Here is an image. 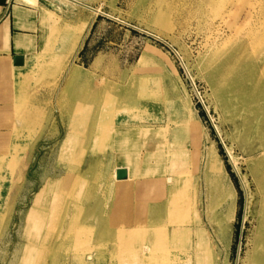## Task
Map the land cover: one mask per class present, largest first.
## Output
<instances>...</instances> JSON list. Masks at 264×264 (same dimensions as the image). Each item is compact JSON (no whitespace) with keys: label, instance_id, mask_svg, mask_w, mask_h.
I'll use <instances>...</instances> for the list:
<instances>
[{"label":"rangeland","instance_id":"rangeland-1","mask_svg":"<svg viewBox=\"0 0 264 264\" xmlns=\"http://www.w3.org/2000/svg\"><path fill=\"white\" fill-rule=\"evenodd\" d=\"M81 1L101 11L97 13L66 0H10L39 12L37 30L42 40L48 41V33L53 28L54 41L52 52L43 65L35 71L30 70L26 79L18 84L17 98L26 101L24 94L29 93L30 101L27 102H31L29 105L34 110L15 115L17 118L29 116L27 123L17 118L11 121H16V125L28 135L22 137L24 151L13 155L9 163L13 168H8L3 177L0 260L4 263L16 246L27 242L23 232L33 200L50 180L48 176L62 168L61 143L69 121L60 120L66 116V111L63 104L65 93L61 94L59 87L72 64L89 74L88 81L80 86L84 91L91 84L103 87L101 93L107 102L122 108L118 118L130 117L133 125L161 127L165 137L170 134L171 139L174 137L180 142L176 144V153L165 150V159L169 161L171 156L175 159L173 162L180 161L179 167L183 171L189 169L192 192L188 203L192 207L193 235L197 241L194 252L199 251L196 263L245 264L254 249L260 227V194L254 171L263 154L256 139L243 140L244 129L238 123L241 119L232 117L224 109L208 75L200 67L206 43L197 20L187 21L184 13H175L171 18V29H159L152 22L149 11L153 5L155 7L153 0ZM249 1L240 0L228 6L233 14H240V24L249 17ZM47 15H52L51 21L44 25L43 18ZM43 42L40 53L43 52ZM80 89L71 91V97ZM128 101L136 102L132 105ZM138 107L139 111L136 110ZM187 124L196 131L197 139L186 134ZM110 153L106 150L98 156L109 154L107 159H111ZM231 154L237 159V168L231 161ZM210 157L225 165L228 180L237 193L235 212L228 220L230 229L224 233L220 231L218 219L224 204L217 197L207 171ZM255 158L257 161L252 164ZM168 166L169 162L161 173ZM140 169L146 167L143 165ZM131 187L133 190L137 186ZM132 190L128 201L131 203L129 198H133L134 208L126 211L125 217L130 221L145 219L148 210L138 208V203L143 202V192ZM159 192L154 196L158 194L160 197ZM89 198V204L93 205L98 202L99 195L94 193ZM41 249L35 250L39 257L35 256L33 264L44 261Z\"/></svg>","mask_w":264,"mask_h":264},{"label":"bare ground","instance_id":"bare-ground-1","mask_svg":"<svg viewBox=\"0 0 264 264\" xmlns=\"http://www.w3.org/2000/svg\"><path fill=\"white\" fill-rule=\"evenodd\" d=\"M66 1L101 11L81 0ZM239 2L153 0L155 7L149 11L159 29H171L175 13H184L187 21L197 20L206 43L201 69L224 109L241 119L238 123L244 129L243 140L254 138L259 142L257 147L263 157L254 173L260 194V227L245 264H264V0L248 2L251 11L243 24L240 14H233L228 8ZM48 15L43 18L44 25L51 21L52 15ZM53 34L52 28L48 33L52 46ZM88 79L87 71L72 64L67 68L59 87L60 93H65L66 111L60 120L69 121L61 143L62 168L48 176L50 180L33 200L23 232L27 242L16 246L0 264H33L35 256L39 257L37 248H42L44 255V261L38 264H197L199 251L194 252L197 241L188 203L192 192L189 169L183 171L180 161L173 162L171 156L169 161L165 159V150L176 153L180 142L171 139L170 134L165 137L161 127L133 125L130 117L118 118L122 108L107 102L101 93L103 87L91 84L84 91L82 87ZM78 89L71 97V91ZM186 134L197 139L189 124ZM89 143L92 144L88 147ZM106 150L111 152V159H107L109 154L98 156ZM12 157L6 153L0 159V178L5 177ZM231 159L237 168V159L233 155ZM168 162V169L161 173ZM143 165L146 169L141 170ZM120 169L127 171L125 179H118ZM207 171L224 204L218 217L224 233L230 229L228 220L235 212L237 193L224 164L210 157ZM132 185L137 187L132 190ZM131 190L143 192L138 208L148 210L145 219L130 221L125 217L126 211L134 208L133 198H129L131 203L128 201ZM157 191L160 197L154 196ZM94 193L99 200L90 205L89 197ZM205 254L208 257V252Z\"/></svg>","mask_w":264,"mask_h":264},{"label":"crops","instance_id":"crops-1","mask_svg":"<svg viewBox=\"0 0 264 264\" xmlns=\"http://www.w3.org/2000/svg\"><path fill=\"white\" fill-rule=\"evenodd\" d=\"M38 18L39 12L28 6L13 4L10 0L0 5V159L6 153L15 155L24 151L21 148L24 144L22 137L28 134L16 125V121H11L17 118V113H28L34 108L29 105L31 102H27L30 101L29 93L24 94L26 101L17 98L18 84L26 79L30 70L35 71L42 66L52 52L50 37L45 43V38L42 40L37 30ZM42 41L44 48L40 53ZM17 55L24 57V65H15ZM16 120L27 123L30 117L20 116ZM8 168H13V165H7ZM4 184L0 178V199Z\"/></svg>","mask_w":264,"mask_h":264},{"label":"water","instance_id":"water-1","mask_svg":"<svg viewBox=\"0 0 264 264\" xmlns=\"http://www.w3.org/2000/svg\"><path fill=\"white\" fill-rule=\"evenodd\" d=\"M8 0H0V5H4L8 3ZM14 63L16 66L24 65V57L23 56H15ZM127 177V171L125 169L118 170V179H125Z\"/></svg>","mask_w":264,"mask_h":264}]
</instances>
